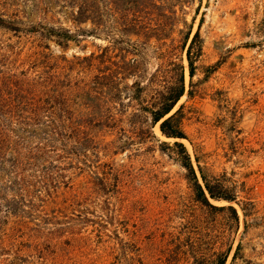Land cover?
<instances>
[{
  "label": "rangeland",
  "instance_id": "374dc122",
  "mask_svg": "<svg viewBox=\"0 0 264 264\" xmlns=\"http://www.w3.org/2000/svg\"><path fill=\"white\" fill-rule=\"evenodd\" d=\"M201 18L202 55L190 80L182 54L184 94L171 114L181 107L187 139L179 142L196 174L195 158L207 176L235 189L236 202L198 204L185 172L169 151H158L156 140L172 143L158 125L156 139L143 131L146 140L127 134L126 142L118 127L98 135L74 188L34 203L26 234L16 240L22 259L12 250V264H207L227 248L226 264H264V0H202L193 31ZM155 64L151 59L150 69ZM229 205L238 225L219 210ZM238 244L242 258L232 261Z\"/></svg>",
  "mask_w": 264,
  "mask_h": 264
},
{
  "label": "trees",
  "instance_id": "16d2710c",
  "mask_svg": "<svg viewBox=\"0 0 264 264\" xmlns=\"http://www.w3.org/2000/svg\"><path fill=\"white\" fill-rule=\"evenodd\" d=\"M201 1L0 0V264H12V250L22 259L16 240L26 234L34 203L74 188V174L84 172L81 163L89 168L98 135L118 127L126 142L127 134L146 140L143 131L156 139L158 125L172 140H156L158 151H169L185 172L198 204L213 209L209 199L236 202L235 189L207 176L195 158L196 174L179 142L187 139L181 107L171 114L184 94L182 54L190 80L202 55V18L193 31ZM72 49L81 53L68 56ZM219 210L238 225L232 206ZM12 220L19 235H12ZM230 250L207 264H226ZM239 252L240 244L232 261L242 258Z\"/></svg>",
  "mask_w": 264,
  "mask_h": 264
}]
</instances>
